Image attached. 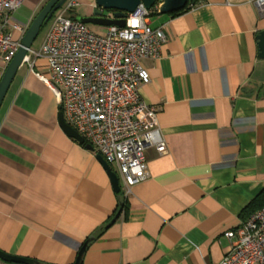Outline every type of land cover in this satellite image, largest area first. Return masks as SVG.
<instances>
[{
	"label": "crops",
	"instance_id": "0c3cea01",
	"mask_svg": "<svg viewBox=\"0 0 264 264\" xmlns=\"http://www.w3.org/2000/svg\"><path fill=\"white\" fill-rule=\"evenodd\" d=\"M47 1L23 0L8 27L14 39ZM75 1L71 17L91 14L95 0ZM253 1L151 11L166 42L141 59L150 81L139 97L157 109L166 151L146 149L148 177L124 188L127 215L111 225L117 197L96 151L65 134L56 97L23 62L0 106V251L73 264L104 227L81 264H217L229 249L223 233L264 189V15Z\"/></svg>",
	"mask_w": 264,
	"mask_h": 264
},
{
	"label": "built area",
	"instance_id": "2783aa9c",
	"mask_svg": "<svg viewBox=\"0 0 264 264\" xmlns=\"http://www.w3.org/2000/svg\"><path fill=\"white\" fill-rule=\"evenodd\" d=\"M23 0H0V66L14 57L20 40L9 31L11 14ZM139 5L125 15V26H109L103 35L71 17L75 0H67L53 14L39 49L24 58L29 68L56 97L64 121L90 144L112 168L122 188L148 177L146 149L166 151L157 109L141 101L139 88L150 81L143 58H157L166 34L147 18L158 12ZM253 4L264 15V0ZM14 29L21 30L14 25ZM44 62L46 73L38 70ZM229 249L217 264H264V207L250 214L233 230L223 233ZM0 264H12L0 261Z\"/></svg>",
	"mask_w": 264,
	"mask_h": 264
},
{
	"label": "water",
	"instance_id": "95a60500",
	"mask_svg": "<svg viewBox=\"0 0 264 264\" xmlns=\"http://www.w3.org/2000/svg\"><path fill=\"white\" fill-rule=\"evenodd\" d=\"M67 0H48L36 16L31 21L30 25L25 30L20 39V45L12 58L7 64L0 78V106L6 95V92L17 72V69L24 62L27 51L31 48L34 40L37 38L41 28L45 26L52 18L53 14L66 2ZM160 1L158 6L159 14H170L177 12L185 7L187 0H95L94 7L89 16H81L77 18L80 22L87 25H98L102 27L116 26L122 28L125 26V15L127 13H134L139 5L147 10H150L156 3ZM257 48L259 58L264 59V30L259 32L256 36ZM264 96V89H263ZM58 124L65 134L80 144H84L88 150H94L90 144L84 143V139L71 126H69L63 119L62 112H58ZM97 159L105 170L114 192L120 189L119 177L111 166L97 154ZM119 212L111 219L108 225L116 221ZM86 240L78 250L77 257L73 264H81L83 253L89 243ZM0 261L12 264H46L32 259L17 257L6 254L0 251Z\"/></svg>",
	"mask_w": 264,
	"mask_h": 264
},
{
	"label": "trees",
	"instance_id": "16d2710c",
	"mask_svg": "<svg viewBox=\"0 0 264 264\" xmlns=\"http://www.w3.org/2000/svg\"><path fill=\"white\" fill-rule=\"evenodd\" d=\"M197 1L198 0H187V4L185 5V7L183 9H181V10H179L177 12H174L172 14L173 15H177V14H180V13H183V12L187 11L189 9L190 5L195 4ZM150 14H152V13L150 12ZM119 185H120L119 191L115 192V195L117 197V205H116V208H115V210H114V212H113V214H112V216L110 217L109 220L114 218V216L118 212H119V215H121L122 213H123L124 216L127 215V209H128L127 194H126L125 190L122 188L120 182H119ZM262 207H264V189L244 208V210L242 211V214H241L242 219L244 220L250 214L254 213L255 211H257L259 209H261ZM103 228L104 227H102L100 229V231L97 232L96 234H92L89 237H87L86 240H88L90 238L89 243L91 241H93L95 239V237H97L101 233V230ZM89 243H88V245H89ZM87 246H86V248H87Z\"/></svg>",
	"mask_w": 264,
	"mask_h": 264
},
{
	"label": "rangeland",
	"instance_id": "374dc122",
	"mask_svg": "<svg viewBox=\"0 0 264 264\" xmlns=\"http://www.w3.org/2000/svg\"><path fill=\"white\" fill-rule=\"evenodd\" d=\"M52 19H53V17L49 20V22L45 26H43L41 28L37 38L34 40L32 46H31L32 49H36V50L39 49L40 44L42 43V41H43V39H44L48 29H49V26H50V24L52 22ZM88 26H89V28H98V31H95V33L98 34V35H103L105 33V30H104L105 27H102V26H98L97 27V26H94V25H88Z\"/></svg>",
	"mask_w": 264,
	"mask_h": 264
}]
</instances>
